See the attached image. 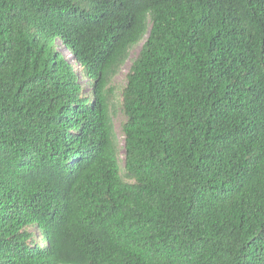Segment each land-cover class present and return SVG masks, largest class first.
<instances>
[{
  "label": "trees",
  "instance_id": "trees-1",
  "mask_svg": "<svg viewBox=\"0 0 264 264\" xmlns=\"http://www.w3.org/2000/svg\"><path fill=\"white\" fill-rule=\"evenodd\" d=\"M0 264H264V0H0Z\"/></svg>",
  "mask_w": 264,
  "mask_h": 264
},
{
  "label": "rangeland",
  "instance_id": "rangeland-1",
  "mask_svg": "<svg viewBox=\"0 0 264 264\" xmlns=\"http://www.w3.org/2000/svg\"><path fill=\"white\" fill-rule=\"evenodd\" d=\"M58 47H62V44L58 42ZM142 45H139L135 47L130 54V60L126 63V65L123 67L122 71L120 74L115 78V85L118 88V94H117V99H116V108H113V123L115 127V133H116V139H117V144H118V151L121 154V156L124 158V133H123V125L127 121V117L124 114L121 106L122 102V92L121 89L126 85V76L128 74V71L131 67L132 61L135 60L141 50ZM62 52L70 58L71 62H73L76 70L79 72L81 76V67L76 63L75 59L71 57L70 53L65 49L62 48ZM81 80L84 84H87V93L90 91V86H88V80L84 79L81 77Z\"/></svg>",
  "mask_w": 264,
  "mask_h": 264
}]
</instances>
